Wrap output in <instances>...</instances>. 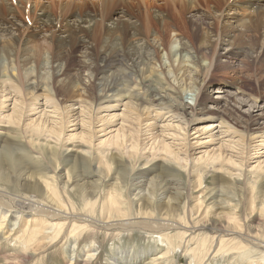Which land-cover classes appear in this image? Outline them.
I'll list each match as a JSON object with an SVG mask.
<instances>
[{
	"label": "bare ground",
	"instance_id": "obj_1",
	"mask_svg": "<svg viewBox=\"0 0 264 264\" xmlns=\"http://www.w3.org/2000/svg\"><path fill=\"white\" fill-rule=\"evenodd\" d=\"M84 1L88 0H0V53L6 55L5 58L8 60L1 63L0 75L7 72L8 69L16 87L14 92L21 96L20 102H16L17 99L14 101L13 111L7 116L9 121L14 125L21 124L20 127H22V120L28 119L30 112L29 110L28 113L25 112V108L30 106L31 100L27 94L35 95L38 90H46L49 87L48 83L41 81L34 72H26L28 64L37 56L40 49L38 44L36 48L31 49L30 43L35 39V42L37 40L44 41L49 49L46 68H50L54 75L64 72V70L69 72V75L65 76L67 79H63L57 88L53 87L54 91L68 95L81 89L89 96H92L93 93L98 94L99 97L96 99H113L116 96L124 97V94L134 92L135 87L139 86L140 93L143 94L147 104L155 109L160 105H166L170 109L168 112L172 111L177 116L184 117L186 121L184 126L168 124L166 131L176 130L185 135L183 147L184 149L186 147V150L175 151L177 149H174L168 142L170 137L166 133L157 136L150 135L149 130L154 124L149 125L150 123L141 122L146 127L148 125L149 128L147 127V130L141 129L143 126L134 128L133 125H138V121H142L144 116L140 117L141 108L133 102L127 104L130 106L127 118L132 119L131 121L128 119L129 126H122L111 138L102 139L93 145L94 141L99 139L92 141L95 139L93 138L95 131H91V133L84 131V135L82 131L81 134L79 133L83 140L82 144L89 145L91 151L89 155L88 151L86 153L79 151L76 155L66 158L70 152V149L66 148V151L64 150L66 161L63 165V167H67L66 176L58 172L62 164L60 158L64 154V151L61 154L58 152L62 146L60 144L64 141L61 138L64 122L62 123L56 118L54 119L56 121L52 120L51 122L50 120L49 123L45 112L42 114V116L45 115V118L39 119L38 123L33 121L31 124H26V127H23L25 130H21L20 136L9 135L6 138H1L0 181H6L5 183L11 185L17 181L22 186V193L18 194V198L16 194V199L12 198L7 201V203L13 201V204L7 205L10 207L7 211L17 219V226L13 230H9L10 233L7 236H4L7 225L3 227L5 225L3 221L8 213L1 216L3 220H0V264L37 263L47 257L46 252L50 248L64 239L74 238L78 243L85 232L95 235L97 229L98 231L105 230L106 236L111 232L114 235H120L122 231L134 230L136 227L156 231L163 243L168 242V246H161L157 249L158 252L152 254L154 256H145L143 259L137 255L140 251L136 252L133 257L125 253L114 257L113 264H174L175 256L172 257V253L178 248H184L185 254L189 255L188 264H203L212 249L219 254H228L230 251L235 254L239 253L240 255L237 254V256H241V259L239 258L241 264L246 261L248 264H264V200L260 202V205L255 203L254 186L246 185L247 183L241 179L249 165H246V162H249L248 159L245 160L243 154L241 155V152L246 149V144L238 143L241 145L240 147L237 143L235 144L237 145L236 149H232L231 152L240 153L238 156L221 152L218 154L215 150L206 151L203 155L194 157L193 145L190 140L193 133L188 128L196 115L207 119L221 114L223 118L221 124L232 122L243 127L246 132L253 133L256 130H264V108L258 106L256 101L248 100L251 95L245 98L244 94L237 96L229 92L227 98L221 97V95L213 96V91L216 89L211 82L210 74L216 66L223 64L226 67H231L234 74H237L243 72V68H246L245 71H249L250 67L256 64L255 61L257 62L252 52L248 51L247 54H242L241 51L234 50L235 43L230 48H224L226 39L221 30L224 27L222 26V19L225 15L224 7L233 4L234 0H135V2L139 1V14L129 18L125 17V20L131 25L127 28H121L118 18H113L105 24L104 18H99L100 13L80 15L71 21V27L61 26L60 28L55 23L59 19H55L49 14V10L52 12L53 10H69L77 3ZM89 1L106 4L114 0ZM129 2L131 3V0ZM154 5L157 9L152 11L151 7ZM199 6L204 7L206 13L199 15L200 17L197 12H191L193 10L191 8L197 9ZM214 7L216 10L213 9ZM251 7L253 13L249 19L250 22L246 21L244 25L240 24L248 28V24L253 23L256 31H259L260 27L261 31L264 30V0H252ZM189 9L191 10L189 11ZM213 11H217L218 14ZM189 13L194 16H190ZM208 29L211 30V38ZM46 30L49 32L44 33ZM215 30L216 34L214 35ZM227 30L229 29L227 28ZM80 33L84 34L82 38L79 36ZM104 33L107 36H101L100 47L97 48L95 46L97 39L95 38L94 42L90 40H93V36L98 37ZM169 33H174L176 39L181 36L179 38L180 48L175 52L169 49L170 39L166 37V34L169 35ZM118 34L120 38L113 40L112 37ZM132 36L135 37L134 40H132ZM72 37L77 39L73 41ZM237 39H239L238 36ZM83 43L85 47L80 48ZM29 44L30 47L27 49ZM162 47L168 50L173 61H176L174 56L179 57V64H173V69L176 75L183 72L181 87H184L178 89L171 83L165 72L157 73L155 71L153 64L158 59ZM76 53L81 54V60H76L72 66L68 67V59ZM187 54H189L190 63L195 67L194 70L191 67H183L184 57ZM235 56L236 60L232 61L231 58H235ZM118 68L120 69L117 70ZM184 88L193 93L192 103L185 100L184 90H182ZM209 88L211 89L209 90ZM2 101L4 102V100ZM213 101L215 102L213 106H217V108L209 105ZM1 108V112L6 109V107ZM161 108H165V106ZM215 109L219 111L216 112ZM54 111L58 113L57 109ZM70 117L69 115L68 119ZM78 118L80 119V116ZM71 121L69 122L73 123V120ZM82 122L83 127L86 122L84 119ZM213 125L219 127L217 123H213ZM133 129H136V133ZM222 131L220 133L225 135V130ZM228 131H231L229 125ZM45 132L56 137L55 145L49 142L44 146L40 144L41 142H35L33 145L32 142L39 141L40 136ZM173 136L176 134H172ZM261 136L264 137V134L257 133L253 138H261ZM71 139L75 141L73 138L65 141L70 142ZM151 141L152 143L147 145ZM24 147L34 150L36 153L38 147H44L41 153L38 152L41 155L39 158L45 160V157H48L49 166L43 168L40 165H34L31 159H25V155L20 153L23 152ZM102 147H104L103 150ZM106 150L111 154L109 157L108 154L103 155ZM228 150L230 151V149ZM145 151H150L149 154L152 157L148 156L151 161L146 164L151 162L150 165L148 164L150 169L144 170V172L146 171L148 174L155 172V174L145 180L142 179L143 172H133L128 178L126 172L124 174L120 170L116 184L113 186L112 180L116 176L110 175L112 171L110 161L113 160V163L118 162L123 166L127 162L126 154L133 160L139 153ZM219 151H223L222 147H219ZM162 153L168 158L167 162L152 163V160L160 158ZM180 153L184 156H181ZM171 156L174 157L171 159ZM172 160L176 163L182 161V166L186 170L189 164L194 162L196 177L194 170L190 168L189 179L186 177V182L182 181L181 170L177 167L178 164L175 167L170 163ZM201 164L208 165V167L212 165L213 168H220L219 171L224 169L229 173L232 172V165L240 173L238 172V179L230 178L222 173V179L215 181L214 190L206 192L207 203H204L205 200L199 199L196 194L204 192L202 182L197 183L195 180L201 176L198 173V170L203 167ZM53 165L54 167H52ZM252 170L254 174L262 176L260 178L264 179V165L261 162L252 167ZM74 171L75 175L72 173ZM93 173L99 176L98 182L84 178V176L90 177ZM64 177L67 179L64 180ZM223 180L226 181L223 182ZM233 182L238 185V189L235 185L231 186ZM236 189L238 193H234ZM0 198L5 199L6 196L0 194ZM255 212L258 213V222L256 225L249 226L247 220L256 217ZM200 229H207L211 234L208 233L207 236L200 234L202 235L200 236L198 233ZM173 231L176 232L173 233ZM216 235H219L218 248L215 247ZM9 241L14 242L13 246L4 244ZM190 244L191 246H189ZM252 245H256V247ZM90 247L86 250L88 252L83 255H81L82 248L77 247L76 250L74 248L72 254L74 258L69 264H95L96 254L91 252Z\"/></svg>",
	"mask_w": 264,
	"mask_h": 264
},
{
	"label": "rangeland",
	"instance_id": "obj_2",
	"mask_svg": "<svg viewBox=\"0 0 264 264\" xmlns=\"http://www.w3.org/2000/svg\"><path fill=\"white\" fill-rule=\"evenodd\" d=\"M251 2H252V0H249V1L248 0L247 1L246 0H234L233 4L231 3L230 5H225V7H224V12H225L224 16L225 17L223 16V19H222V26H224V27H222L221 30L223 31L224 38L226 39L225 43H224V48H228V47L230 48L231 45L235 43L236 48L234 50H239L242 52V54H247L248 51L252 52V55H254V57L257 59V62L255 61L256 64L251 66L249 71H245L246 68H243L242 69L243 72H239L237 74L236 73L234 74L231 67H226L225 65L220 64V65L216 66L214 68V70H212L210 75H211V82H212V84L215 85V89H216L215 91H213V93H214L213 96L216 97V96L221 95V97L227 98V97H229L227 95L229 92H231L233 95H237V96H243V94H244V95H246V96H244L245 98H247L249 95H251L250 99H248V100H250L251 102L256 101L258 106H261L262 108H264V77H263L264 76V49H263L264 48V33H263V31L264 30L261 31V27H260V28H258L259 31H256L255 25L253 23H251V24L249 23L247 26L248 28H245L246 26H242V25H244V22H246V21L250 22L249 19L252 17L251 14L253 13L252 12L253 8L251 7ZM138 6H139V1L135 2V0H131V3L129 2V0H114V1H111V2L106 3V4H102L101 2H98V1L92 2V1L88 0V1L81 2V3H77L75 6H73L69 10H63V9L62 10H53V12H52V10H49V14L52 15L53 18L59 19V21L58 22L55 21V23H57V26L60 28H61V26H70L71 27V21L73 19H77L80 15H86V14L91 15L92 13H100L101 16L99 18L103 17L105 24L109 23V21L113 18H118V20L121 22V24H120L121 28H127L128 26H131V25L129 24V22L127 20H125V17L129 18V17L135 16V15H138L139 14ZM156 9H157V7L155 5L151 7L152 11H155ZM191 9H193V10H191ZM191 9H189V11L191 10L192 13H194L193 11L197 12L198 17H200L199 15L206 14L205 8L202 6H199V8H197V9H195V8H191ZM213 9L216 10L215 7ZM122 10L124 11L123 13H122ZM213 12L218 14L217 11H213ZM226 13H228V14H226ZM123 14L124 15L126 14V15L124 16ZM189 15L194 16V15H191V13H189ZM238 23H239V25H238ZM230 24L231 25L233 24V25L231 26ZM234 25H236V26H234ZM31 26H32V23H31ZM237 26H239V27H237ZM227 28L230 31L227 30ZM83 29H84V27H83ZM42 32H44V31H42ZM47 32H49V30H46V32H44V33H47ZM208 33H209V37L211 38V30L210 29H208ZM260 33H262V34H260ZM213 34L214 35L216 34V30L213 32ZM83 35H84L83 33L82 34L80 33L79 36L82 38ZM101 36L106 37L107 35L104 33L103 35H100L98 37L93 36L92 37L93 40H90L89 38H88V40H90L91 42H94V40L96 38L97 40H96L95 46L97 48H99L100 47L99 41H100ZM127 36H128V33H127ZM237 36L239 37V39H237ZM166 37L170 39L169 49L172 52L177 51L180 48L179 38L181 36H178V39H176L174 33H169V35L166 34ZM119 38H120L119 34L112 37L113 40L119 39ZM134 38L135 37L132 36V40H134ZM76 39H77L76 37H72L73 41H75ZM232 40H233V42H232ZM30 44H31V49L36 48L37 44H38V48H40V49L37 52V56L32 59L30 64H28L26 72H28V71L34 72V74L37 75L41 81L48 83L49 87H47L46 90H42V91L38 90L37 91L38 93L36 92L35 95H32L31 93L27 94V97L31 98L30 104H29L30 106L25 108V112L28 113L30 111L29 112V118L25 119V120L23 119L22 120V127H20L21 124H19V125H18V123H16L15 125L12 124L9 121V117H7V116L13 111L12 108L14 106L15 99H17L16 102H20L21 96L18 93L14 92L16 87H15V84L13 83V81L11 80L8 69H7V72L0 75V109H1V111H2L1 107H6V109H5L6 111L5 110H4V112L0 111V114H1L0 115V139L6 138L9 135H11V136L12 135H19L20 136L22 134V131L25 130L23 127H26V124H31L33 121L36 123L39 119H41V118L44 119L45 115L47 116V118H48L47 120L49 123H50V120L52 122V120L57 118L59 121H62V123L64 122L62 125L63 131H62V136H61V138L64 139L63 142L68 141L70 138H73L75 140V141H72V139H71L72 142L71 141L66 142L65 144L62 142L63 144L62 143L60 144L62 146H60L59 151H58L61 154V152H63L64 150L66 151V148L70 149V152H68L69 155L67 154V156H66L65 155L66 153L64 151L63 157L60 158V159H62V160H60V161H62V164L60 166L61 168L58 170L59 173L63 174V176L64 175L66 176L67 167L66 168L63 167V165H65L64 162L66 161V158L70 155H76V153L79 151H83L85 153H86V151H88V155H89L90 151H91L89 145H87V144L83 145L82 144L83 140H81L79 133L81 134V131H82V133L84 135L86 132L91 133V131H95V133L93 134V138H95V139H92V141L97 140V138H99V139L97 141H94L95 143L93 145L97 144L102 139L111 138L112 136L116 135L119 128H121L124 125H125V127L129 126V121H131L132 119L127 118L128 114H129L128 109L130 108V106H128L127 104L133 102V104L138 105L141 108L140 113L141 112L142 113L140 114V117L144 116L143 118H145V117L147 118V119L142 118V121L139 120L138 125H135V124L133 125L134 128H135V126H136V128L138 126H139V128H140V126H143V127H141V129L147 130L149 128L148 125H147V127H148L147 128L143 123H145V122H146V124L150 123L149 125L154 124V125H152V129L153 128L154 129L153 130L151 129L152 131L149 130L150 135L157 136V135H160V134L162 135V134L166 133L167 136L170 137L168 139V142L172 144V147L174 149H177L175 151H178L179 149L181 151L186 150V147H185V149L183 147L184 139H186L185 135L179 133L176 130L175 131L174 130H167L166 131V125H168V124H170V125L173 124L172 126H174V125L184 126V124H186L184 117H182L181 115L177 116V114H174V112H172V111L168 112V110H170V109H168L166 107V105H162V106L160 105L158 107L155 106L157 109L156 110L154 107L147 104L146 101L144 100L143 96H142L143 94L140 93L141 90H140L139 86L135 87V90H133L134 92H131L130 94L126 93L123 95L124 97L116 96L113 99H111V98H108V99L98 98V99H96L97 97H99L98 94L93 93L92 96H89L87 94V92H85L84 90H81V89H78L74 92H71L68 95H63L61 92L54 91L53 87L55 86L57 88L63 79H67V78H65V76L69 75V72H67L66 70L63 69L64 72H61L57 75H54L52 70L50 71V68L45 67L46 66V57L49 55V49H48L47 45L44 43V41L41 42V41L37 40V42H35V39H34ZM30 44L27 47V49L30 47ZM255 44H257V45H255ZM84 47H85V45L83 43L80 48H84ZM261 52H262V54H261ZM5 57H6V55H2L0 53V66H1V63H3V61L4 62L8 61ZM173 58L174 59L176 58V61H173L168 54V50L163 49V47H162V48H160L158 59L153 64V67L157 73L165 72V74H167L169 79L171 80V83L174 86H177V88L179 89V87H181V85H182L181 79L183 78V76H182L183 72H181L182 71L181 70L180 71L181 73H179L178 75L175 74L174 69H173V64L178 65L180 59H179V57H176V56H174ZM76 60H81V54L76 53V54L72 55V57L68 59V67L72 66ZM189 60H190L189 54H187L184 57L183 67L184 66L191 67V69L194 70L195 67L190 63ZM231 60L232 61L236 60V56H235V58H231ZM119 69L120 68H118L117 70H119ZM26 72L24 74H26ZM249 75H251V77H248ZM261 76H262V78H261ZM182 87H184V86H182ZM253 88H255V89H253ZM210 89L211 88H209V90ZM182 90H184L185 100L189 103H192L193 97H194L193 93L188 91L185 88ZM134 94H136V95H134ZM257 94H259V95H257ZM1 99L4 100V102ZM3 103H5V104L3 105ZM36 103H37V105H36ZM213 103H215V102L214 101L210 102L209 105L211 107L217 108V106H213ZM164 106H165V108H161ZM38 108H39V110H38ZM53 109L54 110L57 109L58 113L56 111H54ZM81 109H82L83 113H82V111H80ZM142 109H145V110L143 111ZM163 109H165V110H163ZM50 111H51V113H49ZM214 111L218 112L219 110L215 109ZM263 111H264V109H263ZM45 112H46V114L42 116V114H44ZM160 112H162V113H160ZM49 114H51L52 116L54 115L56 117H52ZM80 114H82V115H80ZM69 115L72 117V118L70 117L71 119L70 118L68 119ZM78 116H80V119L78 118ZM34 118H35V120H34ZM83 119L86 122L85 125L83 124L86 128L84 126H83L84 128L82 127V123H83L82 120ZM128 119H129V121H128ZM71 120H73V123L69 122ZM54 121H56V120H54ZM221 121H223L221 114L211 116V118H207V119H204L200 115H196V118L190 123L189 127L187 126L189 128V131L191 133H193V134H191V139H190L191 143L193 145L192 153H193V155H195L194 157H196V156L198 157L200 155H203L206 151L212 152V151L217 150L216 152L218 154L221 152L224 154L229 153V155H237L238 156L240 153L238 154L237 152H231V150L236 149L235 147L238 145V143L239 144H246L247 147L245 146V148H246L244 150L245 152L242 151V149H241L242 147L240 148V150L242 151L241 155L243 154L245 160L247 158L249 161V162H246V165H248V164L249 165H248V168H246L247 172L241 176V179H243V181H245L247 183L246 185H249L250 187L254 186V191H255V192H253L254 193V201L258 205H260V202H262V200H264V195H263L264 194L263 193L264 192V179L260 178L262 176H258L257 174H254L252 167H255V165H257L258 163L260 164V162L264 165V153H261L264 151V143H263L264 137L261 136V138H255V139L253 137L255 135H257V133H263L264 134V130H261V131L256 130L254 133L249 132V131L246 132V130L243 127L238 126L236 124H233L232 122H227V123L221 124ZM48 122H47V124H48ZM68 122L70 123L69 125H68ZM92 122H93V124H92ZM141 122H143V123L141 124ZM65 123H67L66 125H68L69 127L66 126ZM213 123L219 124V127L217 128L215 125H213ZM2 124H4V125H2ZM88 124H92V125H88ZM228 125L231 126L230 132L228 131ZM158 126H159V128H158ZM15 127H17V128H15ZM18 130H20V131H18ZM125 130L127 131V128ZM135 130L133 129V131H135ZM217 130H218V132H217ZM222 130L223 131L225 130V132H226L225 135L220 133ZM84 131H85V133H84ZM135 133H136V131H135ZM172 134H176V136L172 137ZM55 138H56L55 136L45 132V134H42L40 136L39 141L34 140L32 143L34 145L35 142H41L40 144L42 146H44L49 142L52 145H55V142H54V141H56ZM28 139L29 138L27 137V140ZM187 140H189V139H187ZM145 142L147 143V140ZM151 143H152V141L150 143H148L147 145H150ZM174 143H176V144H174ZM236 143H237V145H235ZM260 144H262V145L260 146ZM73 145H77V146H73ZM240 146L241 145H238V147H240ZM219 147H222V150L224 152L223 151L218 152ZM43 148L38 147V150H36L37 151V153H36L34 150H31L29 148L24 147V149L22 150L23 152H20V151L19 152L23 153V155H25L24 156L25 159H27V158L29 160L31 159V162L34 165H40L41 167L46 168L49 166V162L47 161L48 157H45V160H43V159L41 160V158H39V156H41V155L38 153V152L41 153L42 152L41 150H43ZM101 149L103 150L104 147H102ZM228 149H230V151ZM149 153H150V151L149 152L145 151L143 153H139V155L136 156L135 158H133V160H131V158L128 157V154H126L127 162H125L123 166H121V164L118 162L113 163V160H111V161L109 160L110 164L112 165V167L110 168L112 170L110 175L116 176V178L112 180L113 186H115V184H116L120 170H122L121 172H123L124 174L126 172L128 178L133 174V172H143L142 175L144 177L142 179H145V180L147 178H150L151 176H153V174H155V172L152 174H148V173H146V171L144 172V170L150 169L149 165L151 164V162L148 163L149 165L146 164L148 161H151L150 158L152 156ZM106 154H108V157L111 155L107 150L103 155H106ZM64 155L66 156V158ZM180 155L184 156V154H182V153H180ZM172 157H174V156H171V159H172ZM160 158H162V159H160ZM160 158L153 159L152 163H158L159 164V163H164L166 160H168V158H166V156L163 153L161 154ZM180 162L181 163H176L175 161L172 160L170 163L173 164L174 166L178 164L177 167H179V169L181 170V178H182L181 180L182 181L186 182V180L188 178V171H190V168L194 170L193 171L194 176L196 177V165H194L195 164L194 162H193L194 164L192 162L189 164V167H188L189 170H188V168L186 170L185 167L182 166L183 165L182 161H180ZM155 166H158V165L155 164ZM202 166L203 167L200 170H198L199 171L198 173H200L201 176H198L197 178H199V179L196 178L195 180L197 181V183L202 182V187L204 189V192H197L196 194H197V197L199 199L201 198V200H205L204 203H207V199L205 198V197H207L206 192H208L210 190H214L213 188L216 186L215 181H218L217 179H219V180L222 179V173H223V175H227L230 178L235 177L236 179H238V174L240 173L239 171L236 170L235 166H232V165H231V170H232L231 173L225 172L224 169L222 171H219L218 169H220V168H218V167L213 168L212 165H209V167H208V165L207 166L202 165ZM52 167H54V165ZM182 169H183V171H182ZM76 171H78V170H76ZM72 173L75 175V171ZM98 177L99 176L96 173H93L92 175H90V177L84 176V178L86 180L90 178V180L97 181V182H98ZM66 179L67 178L64 177V180H66ZM224 181H226V180H223V182ZM5 182L6 181H2V180L0 181V191H1L0 194H4L6 196L5 199L0 198V220H3V218L1 216H3L5 213H8V216L5 217V221H3L5 224V225H3V227L7 225V227L5 228L6 233L4 236H7L10 233L9 230H13V228H15V226H17V219L14 218L13 216H11V212L7 211L10 208L7 205L13 204V201L11 203H7V201L12 200V198H15L16 194H17V198H18L19 197L18 194L22 193V190H21L22 186L17 181H14L15 184L13 183L12 185L9 183H5ZM240 183H239V186L241 185ZM129 184H130V179H129ZM232 184L233 185H231V184L230 185L231 186L235 185V186H237V189H238V185L235 182H233ZM237 189L234 191V193H238ZM251 193H252V191H251ZM131 197H132V195H131ZM236 197H238V196H236ZM2 202H5V203H2ZM14 203H15V201H14ZM135 208H136V206H135ZM257 210H258V208L255 211L257 212ZM257 215H258V213H256V217L254 216L249 221L247 220V224L249 226L257 224V222H258ZM136 228H134V230L131 229L129 231L124 230V231H122V233H120V235H117V234L114 235V233L111 232L110 234H108L106 236L107 232L105 230L98 231L97 229H96L97 233H95V235H92L91 232H89V233L85 232L84 234H82L83 236L81 235L82 237L80 238V241L78 242L79 244L77 242H75L74 238H70L69 240L64 239L61 242H59L56 246L50 248L48 250V252H46L47 257L45 259H42L41 261H39L37 263L32 262V264H49V263L50 264H69L71 262V260L74 258L72 255L73 249L75 248V250H76L77 247L82 248L81 255H83V254L88 252L86 250H88L87 248L91 246L90 247L91 252L93 251V253L96 254V258L94 259L95 264H113V262L115 261L114 257L120 256V255L125 254V253H127L128 255L133 257L136 254V252L140 251V253L137 255L141 256V258L143 259L145 256L149 257L152 254H155L156 252H158L159 250H157V249H159L161 246H164V245L168 246L167 245L168 242H165L166 244L163 243L162 238H160V236H158L159 234L156 233V231L154 232L153 230L149 231V230L142 229V228L140 229L138 227H136ZM176 231H173V233ZM198 233H199V235L202 234L203 236H207L209 231H207V229L206 230L200 229L198 231ZM209 234H211V233H209ZM202 235H200V236H202ZM221 235H223V234H221ZM261 238L263 239V237H261ZM216 240H217V242L215 243L216 244L215 247L218 248L219 247V235H216L215 241ZM1 244H2V242H1ZM4 244H8L9 246H13L14 242L9 241V243L6 242ZM189 246H191V244ZM192 246H195V245L192 244ZM252 246L256 247V245H252ZM257 248H258V246H257ZM259 249H261V248H259ZM183 250H184V248H178V250L177 249H176V251L174 250V253H172L173 251L171 252L173 254L172 257L175 256V258L173 259V260H175L174 264H188L189 255L185 254V251H183ZM231 253L232 252L230 251L228 254L227 253L219 254V253H215V250L212 249V252L209 255L210 257L208 256V258L204 261L203 264H236V263L241 264V261L239 260V258L241 257V256L239 257L240 254L239 253L235 254V252H234L231 255ZM224 254H226V255H224ZM237 254H239V255L237 256ZM152 256H154V255H152ZM247 262L248 261L243 262L242 264H248Z\"/></svg>",
	"mask_w": 264,
	"mask_h": 264
}]
</instances>
